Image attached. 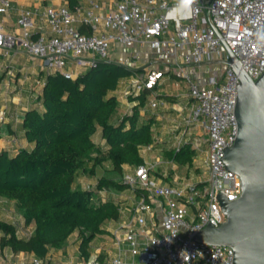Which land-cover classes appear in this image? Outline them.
<instances>
[{
  "label": "built area",
  "instance_id": "obj_1",
  "mask_svg": "<svg viewBox=\"0 0 264 264\" xmlns=\"http://www.w3.org/2000/svg\"><path fill=\"white\" fill-rule=\"evenodd\" d=\"M11 6L12 0H0V16ZM17 25L18 34L6 33L0 25V54L9 57L21 47L47 73L66 79L74 80L100 62L123 65L120 49L134 64L146 52L156 56L165 72L179 76L185 85L186 113L176 110L174 148L194 152L201 177L197 182L183 178L165 183L154 176L155 165L144 162L124 173L122 182L130 192L124 202L123 191L100 189L101 201L111 200L121 216L113 233L117 253L109 259L64 263L23 256L2 264H233L231 248L205 245L195 236L208 225L217 228L225 222L219 195L233 202L242 193L239 176L223 161L238 132L234 110L239 77L229 66L215 75L201 67L214 54L230 61L226 46L250 79L262 75L264 0H115L109 5L85 0L72 8L21 10ZM163 76L150 67L143 75L127 78L123 98L153 91ZM147 106L166 109L167 103L152 94ZM24 229L23 236L33 230Z\"/></svg>",
  "mask_w": 264,
  "mask_h": 264
},
{
  "label": "trees",
  "instance_id": "obj_2",
  "mask_svg": "<svg viewBox=\"0 0 264 264\" xmlns=\"http://www.w3.org/2000/svg\"><path fill=\"white\" fill-rule=\"evenodd\" d=\"M135 74L123 65L100 62L74 80L46 76L37 97L41 108L26 111L20 126L31 148L0 151V198L15 203L24 225L33 224V230L19 237L15 225L0 219V251L44 260L77 233L78 258L87 260L91 241L108 234L106 225L119 220L118 206L102 202L98 191L126 190L123 167L142 165L140 148L153 144L152 117L140 115L151 91L131 97L130 102H138L132 113L117 116L120 103L113 92L122 79ZM98 133L103 145L93 141ZM4 134L0 125V139ZM193 156L189 147L166 154L179 165L191 164ZM106 163L111 170L97 177ZM80 176L96 178L95 188H76Z\"/></svg>",
  "mask_w": 264,
  "mask_h": 264
},
{
  "label": "crops",
  "instance_id": "obj_3",
  "mask_svg": "<svg viewBox=\"0 0 264 264\" xmlns=\"http://www.w3.org/2000/svg\"><path fill=\"white\" fill-rule=\"evenodd\" d=\"M77 1L85 2V0H12L11 9L5 15L0 16V25L4 32L18 34L19 28L17 20L21 10H35L37 13H40L46 6L50 5H67L69 8H72ZM114 1L115 0H98L99 3L106 5H109ZM36 23L38 26H42V28L44 27L43 23L38 18L36 19ZM120 51L124 52L123 54L121 53V55H126L128 59H131L127 51L123 49H120ZM148 56L151 57L150 54ZM147 59L142 56L139 61H147ZM161 66L163 65L161 64ZM161 66L156 65L155 67H152L153 69L162 71L164 76L159 81V85L148 94L147 102L143 110L140 111L141 116L145 115L152 117L151 134L153 144L147 147H141L139 152H147L150 155L157 154L161 157H165L162 161L157 158L156 163H151V161H147L144 156L140 154L144 162L155 165V172L153 174L163 182L171 183L175 179L183 178L197 182L201 177V169L198 166L199 161L195 159V155L193 156L191 164L183 165H179L166 158V154L176 152L174 148L177 141V132L174 131V124L178 119V112L176 110H182V114L186 113L185 110H183L186 103V88L179 76L165 72L164 66L160 69ZM48 74L49 73L42 68L41 63L39 61H31L21 47H17L12 51L9 57L0 54V125L4 127L5 131L3 138L0 139V151L7 150L13 153L18 149L31 148V145L25 140L20 126L23 115L26 111L36 107L41 108V105L37 102V97L40 95L45 85L46 76ZM126 79L127 78L122 79L119 82L117 90L120 87V83ZM117 90L113 92L114 96H116L115 93ZM152 94H155L157 98L166 101L167 108H159L156 110L149 109L147 104L152 97ZM162 96H167V98ZM116 98L120 103L117 113L118 117L130 115L133 107L138 103L136 101L130 102V100L123 97L116 96ZM9 129L13 131V134L7 133ZM198 133L200 134L199 130ZM93 141L96 144H104V141L100 139L99 133L94 137ZM128 168L132 167H123L124 173H126L125 170ZM80 178L81 176L77 181H79ZM89 184L93 185L91 182ZM125 191L128 193L127 190H124L123 192ZM19 218L22 219L20 216ZM0 219L2 218L0 217ZM2 220L12 223L5 219ZM120 220L121 216L118 221H110L105 227L108 234L96 236L91 241V254L89 258L97 257L100 260H105L116 255L117 249L114 244L113 233L118 227ZM112 224L116 226L114 231L111 229ZM24 227L33 229V224H30L29 226L24 225ZM103 237L104 242L102 243L99 238ZM68 245L69 239L63 249L50 250L46 259L64 263H77L81 261L78 258V242L74 250H69ZM122 247H124V245H122ZM2 254L4 257L13 261L20 259L23 256L27 258L33 256L32 254L27 253L14 254L9 249L0 251V256ZM1 263L2 262L0 261V264Z\"/></svg>",
  "mask_w": 264,
  "mask_h": 264
},
{
  "label": "water",
  "instance_id": "obj_4",
  "mask_svg": "<svg viewBox=\"0 0 264 264\" xmlns=\"http://www.w3.org/2000/svg\"><path fill=\"white\" fill-rule=\"evenodd\" d=\"M224 47L230 61L217 64L229 66L238 75L239 85L234 110L237 137L224 151L223 161L228 171L239 176L242 193L233 202L219 195L225 222L217 228L208 225L195 240L231 248L233 264H264V71L253 81Z\"/></svg>",
  "mask_w": 264,
  "mask_h": 264
},
{
  "label": "rangeland",
  "instance_id": "obj_5",
  "mask_svg": "<svg viewBox=\"0 0 264 264\" xmlns=\"http://www.w3.org/2000/svg\"><path fill=\"white\" fill-rule=\"evenodd\" d=\"M148 55H149L148 53L143 54V56L146 59L149 58V59H147V61H141L140 62L138 60V61H136L135 64L133 63V59H128L126 55H121L120 59H121L123 65L126 62L132 63L133 64V65H131L132 67L128 66V68L134 69L136 71V74L143 75L146 72L147 68H150L153 66L155 67L156 65L161 66V64L157 61L156 56L151 55V57H149ZM219 61H221V58L218 55H216V54L212 55L210 57V61L201 67V71L205 72L207 75H215L216 73H218L219 70L224 71L226 69V66L224 64H217V62H219ZM161 68H163V66H161L160 69ZM191 71L192 72L196 71V68H193V70H191ZM125 86H127L126 80L120 83V87L117 90V92L115 93V95L118 97H124L123 96V90H124ZM130 99H131V97L128 100H130ZM140 154L142 156H144V158L147 161H151V163H156L157 158H159L160 161H162L165 158V157H161L160 155H157V154H151L150 155L147 152L146 153H140ZM133 169L134 168H128L125 170V172L130 174L133 172ZM110 170H111L110 165L108 163L104 164L100 169H98L97 177L101 176L105 173H108V171H110ZM90 182L93 183L94 187L96 186V183H97L96 178H94V177L89 178L87 176H81L80 180L76 182V188L86 190L88 186L89 187L93 186L92 184H89ZM127 194H128L127 192H123L122 197L120 196V201L124 202L125 201L124 198L127 197L126 196ZM102 197L104 199H106V196H102ZM19 216L20 215H19V212H18V209H17V206L15 203L8 202L5 199L0 198V217L2 219H5L9 222L14 223V225L17 228L20 227V229L18 230V236L23 237V231L25 230L24 229L25 227L23 225V219H20ZM115 228H116V226L114 224H112L111 229L114 231ZM99 239H101L100 242H102V243L104 242V240H103L104 237L99 238ZM77 242H78V235H77V233H73L71 235V237L69 238V245H68L69 248L68 249L74 250L76 245H77ZM16 260H14V261H16ZM0 261L2 263L7 262V261L13 262V260L4 257L3 254L0 256Z\"/></svg>",
  "mask_w": 264,
  "mask_h": 264
}]
</instances>
